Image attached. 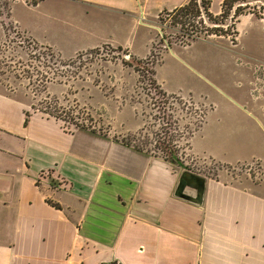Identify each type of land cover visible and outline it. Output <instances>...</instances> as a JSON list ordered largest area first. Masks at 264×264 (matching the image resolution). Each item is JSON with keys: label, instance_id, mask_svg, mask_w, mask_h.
<instances>
[{"label": "crops", "instance_id": "obj_1", "mask_svg": "<svg viewBox=\"0 0 264 264\" xmlns=\"http://www.w3.org/2000/svg\"><path fill=\"white\" fill-rule=\"evenodd\" d=\"M188 1L42 0L12 7L39 13L31 27L16 25L62 59L109 45L144 60L148 55L130 47L136 29L153 30L160 14ZM243 74L249 84L242 97L225 94L236 114H204L188 139L190 160L222 167L264 161V60ZM164 77L154 70L164 94L186 98ZM0 114L17 120L13 129L0 126V264H177L190 254L191 216L201 220L200 264H264V176L218 171L206 177L203 204L195 206L173 195L184 168L90 130L66 131L2 91Z\"/></svg>", "mask_w": 264, "mask_h": 264}, {"label": "rangeland", "instance_id": "obj_2", "mask_svg": "<svg viewBox=\"0 0 264 264\" xmlns=\"http://www.w3.org/2000/svg\"><path fill=\"white\" fill-rule=\"evenodd\" d=\"M4 2L0 0V6ZM16 2L32 6V0H13L9 1V9H0V91L28 101L34 112L55 118L66 131L83 125L99 136L128 144L166 162L170 155L165 148L170 147L178 159L174 164L177 169L184 168L205 178L223 170L225 175L235 178L259 180L264 176V161L222 167L185 156L188 139L200 126L204 114L211 109L215 114H236L225 94L242 97L249 84L243 71L247 73L255 60H264L263 20L251 13L242 15L236 28L224 27L230 29L227 37L208 34L211 29L205 21L201 25L195 21V33L190 34L188 15H162L153 24L154 32L145 27L142 34L139 28L133 35L136 42L130 39V47L136 46L148 55L144 60L134 59L127 50L103 45L80 53L85 55L75 61L77 55L62 59L20 30L16 22L25 26L36 23L35 17L40 20L41 16L21 4L12 7ZM220 6V0H211L210 13L218 15ZM261 6L264 0L249 1L250 11ZM227 23L233 24L229 19ZM192 35L198 38L189 41ZM39 53H44L43 57ZM50 54L63 63L72 62L45 64ZM181 60H188L191 67ZM154 70L157 76H166L167 84L186 98L163 95ZM15 124L17 120L12 114H0V126L13 129ZM188 229L190 254L186 260L178 259L177 264H200L199 216H191Z\"/></svg>", "mask_w": 264, "mask_h": 264}, {"label": "trees", "instance_id": "obj_3", "mask_svg": "<svg viewBox=\"0 0 264 264\" xmlns=\"http://www.w3.org/2000/svg\"><path fill=\"white\" fill-rule=\"evenodd\" d=\"M5 2L3 3L2 6H0V9L6 8L9 9V1H13V0H4ZM42 0H32L31 5L35 6L38 2H40ZM249 1L250 0H223L221 2V10L220 13L218 15L213 16L210 13V4H211V0H189L187 4L178 7L176 9H174L171 12H164L162 14H160L159 16L162 15H167L169 17H175V16H187L188 15V26H190V29H188V33L190 34H194L195 31L193 30L194 28H196L194 26V22L196 21L198 24H202L204 23V21L209 25L207 28L211 29L210 32L208 34H215L218 36H229V30L230 29H224V27L229 26L230 28H235V22H237L238 18L242 15H245L247 13H251L253 14L256 18H258L259 20H263L264 21V6H261L259 9H253L254 11H250V7H249ZM197 18L199 19V21H197ZM228 19L232 22L233 24L230 26L228 25L227 21ZM212 26V27H211ZM206 31H208L206 29ZM207 34V35H208ZM232 34H234L233 36H236V31L232 32ZM189 37V36H188ZM192 39L194 40L198 37H194L192 35ZM119 49V48H118ZM42 57L44 53H39ZM85 54H79L77 55V57L74 59L75 61L79 60L81 57H83ZM50 59L46 58L45 59V64L46 63H52V61L57 62L62 64L63 61L60 59H53V55L50 54L49 55ZM150 56L152 58H154V54L153 52H151ZM48 59V60H47ZM149 61V60H148ZM72 61H68L67 63H63V64H71ZM138 63H142L141 61H137ZM148 63V62H147ZM73 64V63H72ZM49 66V65H48ZM154 84V83H153ZM155 88V87H154ZM162 94L164 95V93L162 92ZM24 124H27V118L25 119ZM77 128L80 129H89V127H85L83 125H77ZM91 132H95L92 129H89ZM166 150H168V154L170 155L169 157V162L172 164H176L177 163V156L173 153V149H171L170 147L165 148ZM110 264H118L116 262L110 263Z\"/></svg>", "mask_w": 264, "mask_h": 264}, {"label": "water", "instance_id": "obj_4", "mask_svg": "<svg viewBox=\"0 0 264 264\" xmlns=\"http://www.w3.org/2000/svg\"><path fill=\"white\" fill-rule=\"evenodd\" d=\"M130 56L127 55V58ZM206 189V178L183 170L177 180L173 195L195 206H202Z\"/></svg>", "mask_w": 264, "mask_h": 264}]
</instances>
